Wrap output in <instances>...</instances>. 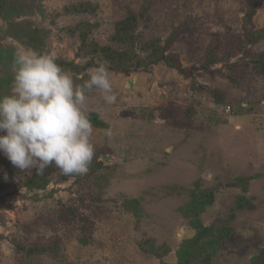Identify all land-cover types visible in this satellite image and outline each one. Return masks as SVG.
Listing matches in <instances>:
<instances>
[{"label":"rangeland","instance_id":"374dc122","mask_svg":"<svg viewBox=\"0 0 264 264\" xmlns=\"http://www.w3.org/2000/svg\"><path fill=\"white\" fill-rule=\"evenodd\" d=\"M131 15L135 48L112 39ZM152 40L173 60L150 65ZM19 47L76 84L105 64L117 100L87 93L86 175L0 154V264H264V0H4L0 96Z\"/></svg>","mask_w":264,"mask_h":264},{"label":"clouds","instance_id":"9594fccd","mask_svg":"<svg viewBox=\"0 0 264 264\" xmlns=\"http://www.w3.org/2000/svg\"><path fill=\"white\" fill-rule=\"evenodd\" d=\"M13 70L10 93L0 96V154L38 175L51 165L65 176L86 175L95 155L87 93L95 90L105 103L116 102L109 68L100 64L76 84L54 52L19 47Z\"/></svg>","mask_w":264,"mask_h":264},{"label":"trees","instance_id":"16d2710c","mask_svg":"<svg viewBox=\"0 0 264 264\" xmlns=\"http://www.w3.org/2000/svg\"><path fill=\"white\" fill-rule=\"evenodd\" d=\"M4 4V0H0V7ZM136 22H137V18L135 15H131L126 17L123 21H120L116 33L112 36L113 41H117V42H123L124 44L127 45L128 48H135L136 46H138V36L135 34V27H136ZM263 29H258V30H254L253 33H255L256 35L258 34H262ZM30 40L32 41V43H35L36 41H38V37L35 35L29 36ZM83 39L86 40L85 37H83ZM140 40H142L140 38ZM140 42H145L144 40L140 41ZM156 40H152L149 41L147 43L150 44L149 46L152 47V51L149 54L148 57H150L151 62L150 65L154 64V63H158L159 61H164V62H168V61H172L173 58L169 55L166 54V48H163L161 46L160 49L158 48V42L156 43ZM152 43V45H151ZM142 44V43H141ZM95 48V53L100 54L101 56L103 55L105 57V59H110L111 57H113L112 55V48L110 46H98ZM143 46H140V48ZM147 47V46H146ZM145 49V48H144ZM99 51V52H98ZM114 52V51H113ZM127 52V50H126ZM115 53V52H114ZM231 53V52H230ZM221 61V58L219 60H216V62L214 64H218ZM91 65H93V63H88L84 66H82L81 68L76 67V69L78 70H86L87 68L91 67ZM108 67V66H107ZM255 67H257V73L260 74H264V56H262V58H259V60L255 63ZM128 70H123V72H127ZM88 119L91 121L92 125L94 126H103V122L100 120L99 115L97 112H92V113H88L87 114ZM242 179H239V181H241ZM200 209H204L201 206V203H196V208ZM203 228V227H202ZM206 231V228H203V232Z\"/></svg>","mask_w":264,"mask_h":264},{"label":"water","instance_id":"95a60500","mask_svg":"<svg viewBox=\"0 0 264 264\" xmlns=\"http://www.w3.org/2000/svg\"><path fill=\"white\" fill-rule=\"evenodd\" d=\"M128 84H129L130 90H134V78H130Z\"/></svg>","mask_w":264,"mask_h":264},{"label":"bare ground","instance_id":"6f19581e","mask_svg":"<svg viewBox=\"0 0 264 264\" xmlns=\"http://www.w3.org/2000/svg\"><path fill=\"white\" fill-rule=\"evenodd\" d=\"M136 82V81H135Z\"/></svg>","mask_w":264,"mask_h":264}]
</instances>
